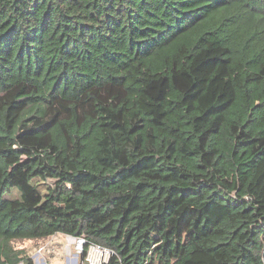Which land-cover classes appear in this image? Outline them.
Returning a JSON list of instances; mask_svg holds the SVG:
<instances>
[{
    "label": "trees",
    "instance_id": "1",
    "mask_svg": "<svg viewBox=\"0 0 264 264\" xmlns=\"http://www.w3.org/2000/svg\"><path fill=\"white\" fill-rule=\"evenodd\" d=\"M57 233L264 264V0H0V264Z\"/></svg>",
    "mask_w": 264,
    "mask_h": 264
},
{
    "label": "built area",
    "instance_id": "2",
    "mask_svg": "<svg viewBox=\"0 0 264 264\" xmlns=\"http://www.w3.org/2000/svg\"><path fill=\"white\" fill-rule=\"evenodd\" d=\"M53 236L64 239L61 246L63 264H106L114 253L112 249L88 242L84 235L71 236L57 233ZM44 249V247L40 248L33 256L31 255L34 264H48L43 255ZM48 251L54 255V248H48ZM16 264L24 263L20 261Z\"/></svg>",
    "mask_w": 264,
    "mask_h": 264
},
{
    "label": "rangeland",
    "instance_id": "3",
    "mask_svg": "<svg viewBox=\"0 0 264 264\" xmlns=\"http://www.w3.org/2000/svg\"><path fill=\"white\" fill-rule=\"evenodd\" d=\"M64 239L59 236H53L49 239L43 240H28V241H18L14 244L16 248L23 249L27 254H32V256L38 252L40 248H45L43 255L45 256L48 264H63L62 261V241ZM48 248H54V255L50 254ZM33 262L35 263L34 259Z\"/></svg>",
    "mask_w": 264,
    "mask_h": 264
}]
</instances>
